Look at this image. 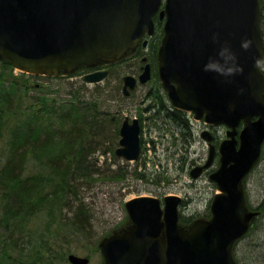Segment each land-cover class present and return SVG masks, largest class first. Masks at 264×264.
Here are the masks:
<instances>
[{
  "label": "water",
  "instance_id": "95a60500",
  "mask_svg": "<svg viewBox=\"0 0 264 264\" xmlns=\"http://www.w3.org/2000/svg\"><path fill=\"white\" fill-rule=\"evenodd\" d=\"M160 3L0 0V59H8L19 70L46 75L112 62L134 50L144 33H153L152 15ZM163 14L157 67L171 105L230 128L219 145L220 165L209 176L220 192L211 201V217L196 219L187 227L178 223L176 195L164 196L163 208L155 196L127 200L130 224L99 241L103 264H236L233 243L254 215L245 205L242 179L257 162L264 140V76L255 62L264 55L258 0H165L160 17ZM213 32L219 34V41L212 40ZM243 37H251V47H240ZM222 41L230 42L243 66L231 79L203 68ZM148 71L145 64L141 82ZM105 74L96 71L84 79L95 82ZM134 81L131 75L124 77V93ZM253 116L257 119L252 121ZM240 119L244 127L236 148L235 125ZM139 129L138 119L124 118L116 155L126 160L138 156ZM67 258L72 264L88 262L75 254Z\"/></svg>",
  "mask_w": 264,
  "mask_h": 264
},
{
  "label": "trees",
  "instance_id": "16d2710c",
  "mask_svg": "<svg viewBox=\"0 0 264 264\" xmlns=\"http://www.w3.org/2000/svg\"><path fill=\"white\" fill-rule=\"evenodd\" d=\"M259 6L264 41V0ZM159 31L148 44L154 63ZM13 69L10 61L0 60V264H38L43 256L50 264L69 250L70 240L93 236L87 183L125 179L129 173L128 164L114 155L121 112L108 110L120 98L107 85L96 84L86 93L82 79L69 81L63 96L50 90L30 95L29 89L38 90L42 83ZM161 121L177 131L178 148L190 146L188 125L177 111ZM107 155L115 162L112 169L106 166ZM131 173L150 180L137 168ZM190 218L180 216L181 222Z\"/></svg>",
  "mask_w": 264,
  "mask_h": 264
},
{
  "label": "rangeland",
  "instance_id": "374dc122",
  "mask_svg": "<svg viewBox=\"0 0 264 264\" xmlns=\"http://www.w3.org/2000/svg\"><path fill=\"white\" fill-rule=\"evenodd\" d=\"M144 47L140 48V51L134 56L130 55L123 62L111 65L107 77L99 82L101 86L107 85L116 88L115 91L119 95L120 103H115V106H112L108 110L111 113H116V111L121 112L118 119L119 124L124 116H128L129 118L135 116L141 121V154L144 158H138L135 161H123L128 164L127 168L129 170L125 179H101L91 182L86 186V202L92 208L95 218L92 227L94 231L93 236L86 241L70 240L71 245L69 250L58 253L59 257L57 259L54 258L50 264H71L66 258L67 254L70 253L87 257V264H103L102 255L98 248L99 239L115 225L125 223L128 220L124 209V202L138 195H156L162 197L167 193H174L187 201L186 204L182 205L181 203L179 205V213L187 217H191L192 215L193 217L190 219H205L210 215L206 214L209 210L207 209V204L216 192L214 184H211L208 178L204 177L193 181L188 174L189 167L192 165L190 162H196L206 155V143L199 137L202 120L195 121L190 118L194 134L191 130L193 139H191V145L188 147L190 151L188 149L189 152L183 160L182 153H186V148H178L176 145L174 137H178L177 131L173 129L172 132H164L161 135L157 129L159 118L151 117L150 120L145 119V116H151L153 113L152 108H150L151 112H147L144 110V107L148 106L152 101V93L156 91L158 84L153 77L154 62L152 60V53L148 47L146 50ZM142 53H145L148 57L145 61H142L140 58ZM145 62L151 64V79L146 84L137 85L124 96L121 87L124 75L138 74L141 70L140 67ZM14 72H19V70L14 69ZM81 78L82 74H76L71 77L47 80V78H43L40 75L37 78H32V81L36 85L42 83L41 87L38 90L29 89L28 94L35 95L39 94L40 91L50 90L53 91V95L56 93V95L61 94L63 96V92L68 89V82L77 84L75 80H80ZM75 84L72 85L73 88L77 86ZM94 85L96 83L85 82V90L83 91H86V93L93 91ZM42 92L41 94H43ZM49 96L51 97V95ZM148 126L152 127V129H147ZM217 134L218 139L221 138L222 134L225 135L224 127L220 128ZM118 137L115 139L114 148L117 147ZM144 159L147 162L145 163V167L143 166ZM118 161L122 162L120 159ZM134 168L149 174L150 180L140 181L135 177H131V172ZM153 178H159L160 181L157 180V183ZM243 189L247 202L252 206L253 210L259 209L260 213L255 217L253 224L250 223V227L244 238L234 246V254L238 264H264V203L262 201L264 198V143L261 159L258 165L247 175ZM40 260L38 264H47L44 261L45 256Z\"/></svg>",
  "mask_w": 264,
  "mask_h": 264
},
{
  "label": "flooded vegetation",
  "instance_id": "af4514ba",
  "mask_svg": "<svg viewBox=\"0 0 264 264\" xmlns=\"http://www.w3.org/2000/svg\"><path fill=\"white\" fill-rule=\"evenodd\" d=\"M160 10V9H159ZM159 10L158 11H156L154 14H153V21H154V32H155V30H156V27L159 25H161L162 26V24H163V21H164V17H160V15H159ZM140 48H142V47H140ZM140 48H138V50L136 51V52H133L131 55L133 56L134 54H137L139 51H140ZM145 50H146V48H145ZM143 51H144V49H143ZM152 57H154V53L152 54ZM141 60L142 61H144L145 59H148V57L146 56V54L145 53H142V55H141ZM152 61V60H151ZM155 61H156V55H155ZM146 63V62H145ZM144 63V64H145ZM148 63V62H147ZM149 65H150V69H149V79L148 80H150L151 79V77H152V69H151V64L149 63ZM109 67H110V65H107V66H105L104 68H106L107 69V72H109ZM98 68H103V67H101V66H98ZM141 68V70H140V72L138 73V74H136V75H133L135 78H136V80H138V77H139V75L141 74V72H142V70H143V66L142 67H140ZM81 70H85V69H81ZM153 70H154V75H155V67H154V65H153ZM154 77V76H153ZM147 80V81H148ZM147 81L145 82V83H141V82H138V81H136V83L134 84V87L132 88V89H134L137 85H142V84H146L147 83ZM122 84H123V79H122ZM122 87V86H121ZM131 91V90H130ZM129 91V92H130ZM157 91V92H156ZM155 92H153L152 93V95H153V99H152V101L148 104V106H146V107H144V110L145 111H147V112H151V109L150 108H152V115L151 116H145L146 118L145 119H147V120H150V118L151 117H154V118H159L158 120V122H159V124H161V120L163 119V120H165L166 121V119L167 118H170V114H174V112L175 111H177L178 113H179V115H180V117H182L183 119H187V122H188V116H189V114L188 113H185V112H183L182 110H179V109H176V108H173V107H171L170 106V104H169V102H168V99H167V96H166V93H165V91H162L161 92V94H160V92H159V89L158 90H156ZM128 92V93H129ZM185 119V120H186ZM138 121H139V124H140V127H141V121L139 120V118H138ZM166 124H167V122H166ZM188 124H190V123H188ZM169 127H167L168 129H169V131H173V129H174V127H172V125H170L169 123L167 124ZM241 126H242V124H241V122H239L238 123V125H237V130H239L240 128H241ZM222 127H224L223 125H215V126H211V127H208L209 129H210V132H211V141H210V144L211 145H213L214 146V148L215 147H217L218 146V143H219V140H222L224 137H225V135H223L222 134V136H221V138L220 139H218V134H217V132H218V130L220 129V128H222ZM142 129V128H141ZM140 129V130H141ZM224 130H226V127H224ZM235 137H237V135H235ZM191 145V144H190ZM188 149L189 148H187L186 149V153H182V159L184 160V158H185V155H187V153L190 151V149H189V151H188ZM216 150V149H215ZM206 155H205V157L204 158H200L198 161H196V162H190L192 165L189 167V170H188V174L190 175V172H191V170L192 169H194L195 167L198 169L199 168V173H198V175H197V177L195 178V179H193V181H196V180H199L201 177H204V178H208L209 179V174L211 173V172H213L218 166H219V163H218V154H217V151L216 152H214V154H213V158H212V160H211V162H210V164L209 165H205L206 164V162H207V151H206V153H205ZM187 163H189V162H187ZM146 165V164H145ZM247 177V176H246ZM246 177L243 179V181H242V184H244V182H245V179H246ZM210 181V180H209ZM211 184H213L212 182H210ZM246 197V196H245ZM187 203V201L186 200H182V205H184V204H186ZM247 204H248V207H249V209H252V206L247 202ZM207 209H209V203L207 204ZM253 210V209H252ZM254 211H256L257 213V215L260 213V210L258 209V210H254ZM206 214H210V210H208V212L206 213ZM256 215V216H257ZM255 216V217H256ZM255 217H253V219H252V224H253V221H254V219H255ZM125 225V224H124ZM244 238V237H243ZM236 246V245H235Z\"/></svg>",
  "mask_w": 264,
  "mask_h": 264
},
{
  "label": "clouds",
  "instance_id": "9594fccd",
  "mask_svg": "<svg viewBox=\"0 0 264 264\" xmlns=\"http://www.w3.org/2000/svg\"><path fill=\"white\" fill-rule=\"evenodd\" d=\"M212 40L219 41V34L212 33ZM251 37H243L240 41V47L247 49L251 47ZM256 64L264 68V55L256 57ZM203 68L205 71H210L218 74L224 79H231L235 74L243 71V66L239 62L237 51L231 46L230 42L222 41L214 54H210L204 61Z\"/></svg>",
  "mask_w": 264,
  "mask_h": 264
},
{
  "label": "bare ground",
  "instance_id": "6f19581e",
  "mask_svg": "<svg viewBox=\"0 0 264 264\" xmlns=\"http://www.w3.org/2000/svg\"><path fill=\"white\" fill-rule=\"evenodd\" d=\"M137 118H138V117H137ZM166 122H167V121H166ZM167 124H168V122H167ZM167 124H166L165 122H161V124H159V126H157V129H158V131L160 132L161 135H162L164 132H167V133L170 132L169 129L167 128V127H169ZM147 129H152V127L150 128V126H148ZM162 137H163V136H162ZM168 148H169V147H168ZM106 163H107L106 166H108L110 169H112V168H113V165H114L115 162H113L112 158H110L109 155H107ZM96 180H101V179H96V178H94L93 180L89 181V182L87 183V185H89L91 182H94V181H96ZM67 256H68V254H67ZM67 256H66V258H67Z\"/></svg>",
  "mask_w": 264,
  "mask_h": 264
}]
</instances>
